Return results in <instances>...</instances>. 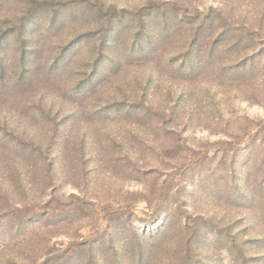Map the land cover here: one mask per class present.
Wrapping results in <instances>:
<instances>
[{
	"label": "rangeland",
	"instance_id": "rangeland-1",
	"mask_svg": "<svg viewBox=\"0 0 264 264\" xmlns=\"http://www.w3.org/2000/svg\"><path fill=\"white\" fill-rule=\"evenodd\" d=\"M0 264H264V0H0Z\"/></svg>",
	"mask_w": 264,
	"mask_h": 264
}]
</instances>
